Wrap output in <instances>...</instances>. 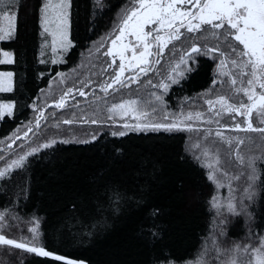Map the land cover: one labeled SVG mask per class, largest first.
I'll use <instances>...</instances> for the list:
<instances>
[{
  "label": "trees",
  "instance_id": "16d2710c",
  "mask_svg": "<svg viewBox=\"0 0 264 264\" xmlns=\"http://www.w3.org/2000/svg\"><path fill=\"white\" fill-rule=\"evenodd\" d=\"M42 3L46 0H13L18 13L15 32L11 39L0 40V60L3 52H9L14 60L0 64V72L13 73V91L0 92V102L16 104L14 118L0 121V168L31 148L39 149L27 157L22 169L0 180V212L6 214V226L0 233L27 240L33 235L28 231L29 222L38 221L37 244L86 264H161L165 257L175 264H196L205 249L203 264H217L216 245L222 249L233 244L257 246L264 237V164L259 165V179L248 181V170L241 174L242 166L227 162L222 148L221 160L228 176H221L224 186L217 187L207 178L209 170L202 167L208 161L196 159L201 150L195 147L197 142L203 146L206 130L214 134L212 126L185 120L191 130L112 134L123 126L109 111L112 104L128 99L155 103L149 93L163 96L164 104L158 105L155 113L142 104L148 117L159 123L173 122L188 113L209 116L206 101H215L221 94L230 102L246 99L233 96L226 84H213L214 80H227L219 75L216 60L197 56L193 70L179 83L170 84L167 92L152 88L148 81L157 84L166 80L179 62L180 49L189 47L188 42H174L176 54L165 50L161 65H154L156 74H141L139 84L104 94L97 85L107 82L116 66L107 68L111 58L103 53L110 48L131 0H71L72 45L63 62L55 64L40 23ZM5 7L0 4V9ZM193 35L197 38L192 43H217ZM70 87L87 95L74 92L64 108H56L54 102ZM41 109L45 115L37 128ZM66 120L71 123H64ZM28 127L33 131L25 139ZM14 133L21 139L9 148ZM242 134L245 144L241 153L246 158L264 156L260 134ZM53 140L56 143L51 147H42ZM234 174L240 175L236 182L231 179ZM214 196L222 205L219 210L210 205ZM229 198L236 203L239 215L228 213ZM220 228L225 235L219 234ZM149 231L157 235L151 237ZM0 264L63 262L0 246Z\"/></svg>",
  "mask_w": 264,
  "mask_h": 264
},
{
  "label": "snow or ice",
  "instance_id": "6c2138e0",
  "mask_svg": "<svg viewBox=\"0 0 264 264\" xmlns=\"http://www.w3.org/2000/svg\"><path fill=\"white\" fill-rule=\"evenodd\" d=\"M12 3L13 0H0V4L7 5L0 9V20L7 21V27L0 25V40L11 39L15 32L18 13L12 7ZM70 8L71 0H56L55 3L53 0H47L40 6V23L44 33L52 38L51 51L53 53H57L58 50L67 52L72 45L68 38ZM193 34H198L199 38L205 40L212 38L217 43L212 46L192 43L193 39L197 38ZM174 42L182 44L188 42L189 47L180 49L179 62L174 63L166 80H161L157 84H153L149 80L148 84L152 88L163 89L164 92H167L170 84L179 83L186 72L193 70L197 56H211L218 63L219 75L227 77V80H214L213 84H226L233 96H242L246 99L230 102L228 96L221 94L216 97L215 101L213 99L206 101L209 111L217 117L221 116L222 112H227L233 121L236 120V117H242L241 122H234L223 127L236 132L258 133L261 139H264V0H131V7L123 11L119 27L114 33V38L110 40L111 47L103 53L104 56L111 58L107 68H112L115 65V70L107 82L97 85V87L102 93L107 94L109 89L120 91L123 88H131L132 84H139L141 74L147 76L150 71L156 74L154 65H161L160 58L164 55L165 50L170 55L176 54L177 46ZM169 45L172 47L169 48ZM3 56L6 59L0 60V64L14 62L9 52H4ZM117 59L119 60L118 64ZM45 62L44 60L40 61V63ZM57 62V60L51 61L53 64ZM126 72L130 75L125 76ZM12 78V72H0V92L13 91ZM117 85L120 87L117 88ZM74 92H78L81 97L87 95L82 89L76 90L70 87L58 101L54 102L55 107L64 108L67 98ZM149 96L154 97L155 103L151 99L143 101L128 99L112 104L109 111L119 110L122 117L131 113L134 119L139 121L142 117L149 115L148 111L142 109V104L149 105L153 113L157 111L158 105L164 104L162 95L153 92L149 93ZM215 105H220V110H216ZM51 106L49 105V107ZM15 108L14 102H0V121L6 117L14 118ZM44 115V110H39V116L35 121L37 128L40 127V119ZM181 115L182 118L177 117L175 122H144L135 125L125 123L123 126L125 129L131 128L133 131L191 130L190 125H185L183 128L181 125L185 120L191 121L193 114ZM164 118L167 120L168 116ZM195 118L202 119V113L197 112ZM254 119L258 123H254ZM91 122L97 123L96 120ZM205 122L211 124L214 121L208 119ZM64 123H71V121L66 120ZM32 131L33 128L28 127L23 133V138L26 139ZM112 134L124 136L126 132ZM213 135L219 139H212ZM10 139L9 148L21 137L14 133L13 138ZM201 139L204 141L203 146L200 142L195 145L197 149L201 150V156H196V159L200 160L203 157L208 161L202 167L209 170L207 178L217 187L224 186L220 177L228 176V172L223 169L224 162L221 160L222 148L224 155L229 158L227 162L234 161L242 166L241 174L245 169L248 170L246 177L248 181L259 179V165L264 164V156H248L246 158L240 151L241 146L245 144L244 138L224 137L223 132L217 130L213 134L212 130L208 129ZM251 139L252 137H248V140ZM54 143L56 141L53 140L43 144L42 147L49 148ZM38 151V148H31L16 159L6 162L5 167L0 168V180L8 178L12 171L22 169L27 157ZM0 159L3 157L0 156ZM231 179L239 180L240 175L234 174ZM228 190L232 191L231 184H228ZM210 205L217 210L222 207L215 196L210 201ZM226 207L228 213L239 215L237 205L231 198H229ZM226 220L227 217H225ZM29 223L32 226L28 228V231L33 234L30 239L17 240L0 233V246H8L9 250H22L37 256L49 257L54 261L63 262V264H85L83 261H76L48 251L42 245L37 244L39 222L33 220ZM4 226H6V214L0 212V229ZM219 234L225 235L223 228H220ZM148 235L155 237L157 233L149 231ZM215 248L217 264H264V237L260 238L257 246L248 243L243 246L233 244L232 247L223 249L216 245ZM204 252H207V249ZM204 252L201 253L196 264H203ZM238 257H244V259L239 260ZM161 264H175V262L165 257ZM186 264H192V262H186Z\"/></svg>",
  "mask_w": 264,
  "mask_h": 264
},
{
  "label": "rangeland",
  "instance_id": "374dc122",
  "mask_svg": "<svg viewBox=\"0 0 264 264\" xmlns=\"http://www.w3.org/2000/svg\"><path fill=\"white\" fill-rule=\"evenodd\" d=\"M46 2H47V0H46ZM53 2L55 3L56 2V0H53ZM69 12H70V9H69ZM69 21H70V16H69ZM0 25H2V26H4V27H7V21H4V20H2V22H1V24ZM68 33H69V40H71L70 39V27H69V29H68ZM47 34V33H46ZM47 36H48V44L51 46V36L50 35H48L47 34ZM111 47V46H110ZM70 49V48H69ZM68 52V51H67ZM67 52H61V51H59L58 50V52L57 53H54L55 54V56H54V58H53V60H57L58 62L59 61H61L62 59H63V57H64V55L67 53ZM4 53V52H3ZM13 58V57H12ZM3 59H6L4 56H3ZM117 61L119 62V60L117 59ZM4 73H7V72H4ZM126 73H128V72H126ZM125 73V74H126ZM12 84H13V78H12ZM215 107H216V110H220V105H215ZM114 114H116V116L119 118V119H121L122 120V124L124 125L125 123H127V124H129V125H135V124H137V123H144V122H149V123H154V122H158L157 120H155V119H151V118H149L148 116L147 117H142L141 118V120H139V121H137L136 119H134V116H133V114H129V115H127V116H123L122 117V115H121V112L119 111V110H117L116 112H114ZM208 119H212L214 122L213 123H211V124H209V123H206L205 121H207ZM243 120V118L242 117H236V120L235 121H233L232 119H231V117L229 116V114L227 113V112H222V114H221V116H219V117H217V116H215L214 115V113L213 112H211L210 111V115L208 116H206V115H202V119H196L195 118V115H193V119L191 120V121H193V122H196V123H205V124H207L208 126H212L213 128H215V131H217V130H219V131H221V132H223V134H224V137H232V138H235V137H241V138H243V132H236V131H232V130H228V129H225L223 126L224 125H226L227 123L230 125V124H233L234 122H241ZM176 120H173V122H175ZM215 121H218L219 123H216ZM255 123V122H254ZM258 123V122H257ZM184 123H183V125H181L182 127H184ZM147 131H150V130H136V131H133V130H131V128H128V129H125L124 128V126H122L121 128H120V130H119V132H126V133H130V132H147ZM215 131H214V133H215ZM213 137H214V135H213ZM215 139H219V138H216V137H214ZM242 147V146H241ZM241 149V148H240ZM29 151V150H28ZM28 151H26V152H28ZM26 152H24V153H26ZM24 153H22V154H24ZM22 154H20V155H22ZM19 156V155H18ZM18 156H16L15 158H13V159H16ZM5 167V166H4ZM3 168V167H2ZM235 182L237 181V180H234ZM238 259L239 260H243L244 259V257H238ZM86 264V263H85Z\"/></svg>",
  "mask_w": 264,
  "mask_h": 264
}]
</instances>
